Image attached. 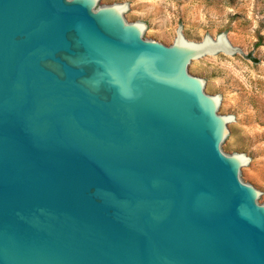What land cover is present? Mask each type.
Masks as SVG:
<instances>
[{
	"label": "water",
	"instance_id": "1",
	"mask_svg": "<svg viewBox=\"0 0 264 264\" xmlns=\"http://www.w3.org/2000/svg\"><path fill=\"white\" fill-rule=\"evenodd\" d=\"M107 1L0 0V264H264L259 161L195 76L254 56Z\"/></svg>",
	"mask_w": 264,
	"mask_h": 264
},
{
	"label": "rangeland",
	"instance_id": "2",
	"mask_svg": "<svg viewBox=\"0 0 264 264\" xmlns=\"http://www.w3.org/2000/svg\"><path fill=\"white\" fill-rule=\"evenodd\" d=\"M129 3L132 21L150 26V39L173 44L179 28L191 41L225 32L245 47L252 61L221 56L201 63L195 76L214 84V95L229 100L225 115L243 120L230 154L246 153L258 162L248 183L259 184L264 198V0H108Z\"/></svg>",
	"mask_w": 264,
	"mask_h": 264
}]
</instances>
